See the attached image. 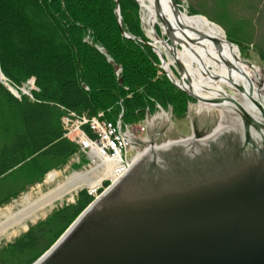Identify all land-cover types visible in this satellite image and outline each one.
Masks as SVG:
<instances>
[{"label":"trees","instance_id":"1","mask_svg":"<svg viewBox=\"0 0 264 264\" xmlns=\"http://www.w3.org/2000/svg\"><path fill=\"white\" fill-rule=\"evenodd\" d=\"M199 14L218 24V17L188 11ZM225 33L231 44L244 42L239 26ZM147 42L135 0H0V73L15 89L30 79L37 88L32 99H17L0 80V206L76 153L63 138L61 108L87 117L102 112L108 122L122 113L125 124L142 121L156 105L186 114L193 99L158 74ZM257 60L264 64L262 52ZM90 202L81 191L75 204L1 248L0 264L34 263Z\"/></svg>","mask_w":264,"mask_h":264},{"label":"water","instance_id":"2","mask_svg":"<svg viewBox=\"0 0 264 264\" xmlns=\"http://www.w3.org/2000/svg\"><path fill=\"white\" fill-rule=\"evenodd\" d=\"M154 1L160 17L159 0ZM169 2L173 14H179L175 0ZM159 24L166 41L177 42L172 26L162 19ZM154 38L157 42L159 36L155 33ZM213 43L218 47L217 40ZM146 44L166 72L164 57ZM173 54L178 80L168 79L199 101L185 89L181 64ZM225 66L231 68L228 62ZM0 80H5L1 73ZM255 104L262 123L242 113V141L228 137L193 157L173 145L141 160L93 200L32 264H264V108ZM249 126L263 139L252 141ZM205 135L194 119L190 138Z\"/></svg>","mask_w":264,"mask_h":264},{"label":"bare ground","instance_id":"3","mask_svg":"<svg viewBox=\"0 0 264 264\" xmlns=\"http://www.w3.org/2000/svg\"><path fill=\"white\" fill-rule=\"evenodd\" d=\"M137 3L144 15L143 25L149 38L154 37V29L159 19L172 26L181 50L175 52L170 48L169 51L174 53L181 64L185 89L199 98L194 114L209 115L216 111L219 119L217 125L202 139L167 140L159 145L148 146L142 152H137L130 167L133 168L141 160H150L153 154L173 145L183 147L185 155L193 157L228 137L233 139L239 136L242 141L245 131L242 113H246L252 121L262 123V115L255 102L264 108V70L244 64L237 47L231 45L223 30L207 18L189 16L181 11L174 15L169 0H159L160 17L155 13L154 0H137ZM213 40L219 42L218 47ZM155 48L161 54L160 46ZM225 62L231 64L230 69L225 66ZM172 65L173 61H164L162 67L170 72ZM247 132L254 142L263 139L252 126H249ZM154 159L158 161L159 158ZM99 162L100 165L97 164L89 172L73 174L46 193H40L36 197L24 194L0 209V245L26 231L30 224L43 219L64 197L73 198L74 192L83 189L96 192L107 180L108 185L116 184L121 175L115 174L116 159L100 158ZM55 177L56 174L50 172L46 183H52ZM101 194H104V189L96 195V199Z\"/></svg>","mask_w":264,"mask_h":264},{"label":"rangeland","instance_id":"4","mask_svg":"<svg viewBox=\"0 0 264 264\" xmlns=\"http://www.w3.org/2000/svg\"><path fill=\"white\" fill-rule=\"evenodd\" d=\"M135 1L137 2V0H135ZM177 4L179 5V10L181 12L186 13V14H188V11L191 10V8H194V9L199 10L200 12H202L206 15L212 16V18L218 17V24L213 22V21H211V22H213L218 27H220L223 30L225 36H226V33H225L226 26L230 27V28L233 26H239L240 27V33L242 34V37H243L242 39L244 42H240V43L234 42L232 44L237 47V49L241 55L240 57L244 62L249 63L253 66H256V67L260 68L261 70H264V64H262V62L257 60V55L259 53L262 52V54H264V0H178ZM200 16H203V17L208 19V17H206L204 15H200ZM139 18H140V24H141L142 31L144 32V35L149 40L148 43L152 44L153 46H158V48L160 46L159 50L161 52V55H163L165 61L167 63L172 62L173 61L172 54L170 53L169 49L173 48L175 50V52L180 51L181 47H180L179 43H177L175 41L172 44L170 41H166L165 32L161 29V25L159 23H158L157 27H159L161 29V36H159V38L157 39V42H154L155 38L154 37L149 38L145 32V28L143 25L144 15L141 11L140 6H139ZM155 33H156V30L154 29V34ZM159 39L165 40V43L167 45H165L163 42L159 41ZM165 47L167 48V50ZM158 70H159L158 74L160 76L164 74V76L167 79L169 78L170 80H174V81L178 80V68H177L176 64L174 63V61H173V65L170 68V72H163L162 69L160 68V65L158 66ZM114 73L116 76H120V69L118 67L115 68ZM169 79H168V81L170 82ZM1 81L3 82L5 80H1ZM29 82H30V85L35 86L34 79L33 80L30 79ZM8 85L12 89H14V91H16L19 94V96L22 95V93L20 92V89L21 90L26 89V88H24V87H26V83L19 90L15 89L10 84H8ZM6 89H7V87H6ZM25 96L26 97H28V96L32 97V95L30 93H28ZM186 106H187L186 107V114L184 116H180V117L175 116L173 114L171 107H167L166 109H164L165 113L167 114V119H168V121L166 122L167 123L166 128L163 129L164 126H160V125L158 127L157 126L152 127L151 130L148 131L147 136H146L147 141L149 143L144 145V147H142V149L140 151L147 148L151 143L159 145V144L165 142L166 140H176V139L189 138L192 134V123H193L194 119L196 120L198 128H200V129L204 128L208 132H210L217 125L219 115L216 111L213 114L208 115V114L202 113V114L196 116L194 114V109L197 106V101L196 100L189 101V102H187ZM158 107L162 109L161 106L156 105L154 108V112L152 113V116H155L156 118H159V116H160ZM100 113H102V112H100ZM129 125L132 126L133 129H135V128L137 129L142 125V121L132 123ZM161 129H163V130H161ZM141 137L145 138V133H143V134L141 133ZM128 155H127V157H128ZM77 159L79 160V162H77ZM88 164L89 163L86 162V160L84 159L83 156H76V153H75V155L73 154L71 156V158L67 161V163L62 168H60L58 170L50 171L51 173H55V172L57 173V177H56L55 181H53L52 183H46L47 175L50 173V172H48L39 183H35V184L27 187L24 191L20 192L17 196L10 199L7 203L1 205L0 209H3L7 205L13 203V201H15V200H18L24 194H30L32 197H36L40 193L48 192L52 188L56 187L58 184L64 182L66 178L71 177L73 174H80V173L89 172L94 167H92V166L90 167V165H88ZM97 164L100 165V162L98 161ZM98 170H100V169H98ZM108 183H109V181L107 180L105 182V184H103V186L97 191L96 195H98L101 191H103V189L105 191L107 189V187H109L111 185V184L108 185ZM83 191H85L87 193V189H85V190L83 189ZM80 192L81 191H79V190L77 191V193L74 192L72 194L73 198L71 196L64 197L62 201H59L55 204L54 208L43 219L36 221V223H34V224H30L26 231H23L22 233H20L16 237L12 238L11 240L2 242L0 245V249L7 246L8 244L13 243L16 239H18L24 233L28 232L30 227L34 226L35 224H37L40 221L45 220L53 211L61 209L62 207L67 206V205L75 204V202L77 200V196ZM94 197H91V202L93 200H95V199H93Z\"/></svg>","mask_w":264,"mask_h":264},{"label":"built area","instance_id":"5","mask_svg":"<svg viewBox=\"0 0 264 264\" xmlns=\"http://www.w3.org/2000/svg\"><path fill=\"white\" fill-rule=\"evenodd\" d=\"M6 83V80L3 81V85L9 87L8 83ZM24 88L26 89H20L23 95H27L28 93L31 94V91L37 90L34 85H30L29 81ZM28 97L32 99L31 96ZM158 109L159 118L153 116L148 119L147 116L145 120L142 121V125L139 128L133 129L129 124L122 122L121 116L114 122H108L104 119L103 113H99L95 117H87L84 114L78 115L75 112L61 108L63 115L60 122L63 138L76 145V156H83L90 167H95L97 162L100 161V158L116 159L115 174H121L118 177L119 181L129 172L133 157L139 152L136 150L135 144L138 141L146 142V137L142 138L141 133L146 134L149 126H162L168 121L167 114L162 111L161 108L158 107ZM77 162H79L78 159ZM55 174L57 177L56 172ZM111 186L113 185L111 184L107 187L104 193ZM97 191L91 192L87 189V194L90 197H94ZM93 199H96V196Z\"/></svg>","mask_w":264,"mask_h":264},{"label":"flooded vegetation","instance_id":"6","mask_svg":"<svg viewBox=\"0 0 264 264\" xmlns=\"http://www.w3.org/2000/svg\"><path fill=\"white\" fill-rule=\"evenodd\" d=\"M203 130H205V129L203 128Z\"/></svg>","mask_w":264,"mask_h":264}]
</instances>
